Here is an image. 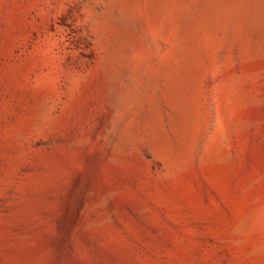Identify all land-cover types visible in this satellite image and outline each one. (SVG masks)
Returning <instances> with one entry per match:
<instances>
[{
    "label": "rangeland",
    "instance_id": "rangeland-1",
    "mask_svg": "<svg viewBox=\"0 0 264 264\" xmlns=\"http://www.w3.org/2000/svg\"><path fill=\"white\" fill-rule=\"evenodd\" d=\"M0 264H264V0H0Z\"/></svg>",
    "mask_w": 264,
    "mask_h": 264
}]
</instances>
